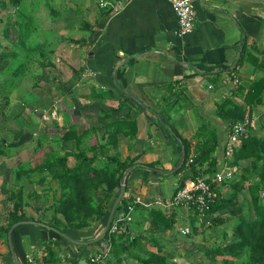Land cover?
Returning <instances> with one entry per match:
<instances>
[{
  "label": "crops",
  "instance_id": "obj_1",
  "mask_svg": "<svg viewBox=\"0 0 264 264\" xmlns=\"http://www.w3.org/2000/svg\"><path fill=\"white\" fill-rule=\"evenodd\" d=\"M20 2L0 0V81L1 72L8 68L7 57L22 62L27 58L32 66L8 91H0V138L12 146L8 153L0 152V227L10 208L8 192L18 188L25 202L23 221L27 222L6 233L0 228V264H21L26 254L38 258L46 246L63 257L56 264H71L76 257L83 260L102 250L104 244L75 245L38 225L50 219L45 209L58 197V185L49 175L42 179L39 171L32 169L34 163H23L44 152L74 153V136L81 140L87 156L97 157L95 164L102 163L98 148L92 151L89 147L103 144L105 126L122 118L134 122L135 133L130 137L117 133L115 149L106 152H114L120 160H134L125 188L141 206H162L178 183L189 176L185 164L180 168L183 152L177 136L188 140L190 155L201 138L195 136L199 127L218 132L219 143L211 156L221 167L228 132L215 115V104L225 98L243 103L248 84L264 77V68L253 63L254 59L264 62V0H190L194 25L182 35L177 33L167 0H53L49 9L46 6L48 10L41 9L44 16L32 28L35 42L31 49L22 47L19 40L18 16L23 12L16 5ZM102 2H119L120 6L112 11L108 4L100 6ZM26 8L38 15L36 9ZM45 31L48 35L42 34ZM15 87L23 88V96ZM250 119L251 133L263 135L264 91ZM67 130L73 136L61 139ZM36 141L41 146L33 150ZM18 161L23 171L32 169L28 178L15 179ZM247 161H240V166ZM73 163L69 156L67 165ZM220 191L228 193L227 185ZM243 192L249 199L247 189H242L238 193L241 199L237 196L239 205L246 196ZM104 193L103 186H97L93 202H99ZM172 211L176 221L174 229L163 233L167 241L175 229H187L195 218L185 206ZM137 218L146 227V221L133 209L129 221ZM103 221L105 216L87 228L63 232L89 241L100 234ZM179 222L183 223L180 227ZM91 247L96 248L84 252Z\"/></svg>",
  "mask_w": 264,
  "mask_h": 264
},
{
  "label": "trees",
  "instance_id": "obj_2",
  "mask_svg": "<svg viewBox=\"0 0 264 264\" xmlns=\"http://www.w3.org/2000/svg\"><path fill=\"white\" fill-rule=\"evenodd\" d=\"M253 63L257 67L264 68V62H257L254 59ZM263 91L264 77H260L248 84L243 103L237 104L230 98L220 99L216 102L215 115L226 124L227 132L233 123L244 118L250 119L254 106L261 101ZM104 130L106 132L105 142L89 147L92 151L98 148L100 156L103 158L102 163L98 161V164H95L94 161L97 157L87 156L85 150L80 146L81 140L75 136L73 138L76 146L74 153L44 152L43 155L35 158L32 169L34 167L38 170L42 179L49 175L56 181L59 190L58 197L45 209L51 215L46 225L60 231L66 228L79 230L89 227L92 221L101 220L104 216L106 219L109 207L117 194L121 176L129 166L134 164L133 159L120 160L114 152L107 155L106 151L108 148L115 149L117 133H122L127 137L133 136L135 124L132 120L120 118L107 124ZM251 130L252 128L247 126L244 133L240 134L239 143L233 147L231 156L227 160V164L235 168L233 177L237 175L236 178L232 177L231 180H225L219 184H210L211 189L215 192V198L205 209L209 223L198 222L196 226L194 221H198V217L193 208H189L194 212L195 218L190 220L185 235H196L209 226L215 227L229 218L235 219L231 225L230 240L226 243L209 248L195 244L197 250L202 251L207 261L212 264H264V132L263 135L256 136L251 133ZM69 131H65L61 139L72 137L73 133ZM195 136L201 138L198 143L193 145L190 155H188L190 150L188 140L177 136L183 152L180 168L184 164L188 167L190 174L186 178L208 177L219 168L211 156L219 143L218 132H208L201 126ZM3 145L4 142L0 138V148ZM40 146L41 142L36 141L33 149L37 150V147ZM44 149L47 148L44 147ZM2 151L5 152V150H0V152ZM69 156L74 159L71 166L67 165ZM189 157H191V161L187 162ZM240 161H247V164L240 166ZM22 166V164H16L18 170L15 171V179H19L21 176L29 177L32 169L23 171ZM206 181L208 182L209 179L207 178ZM181 182L178 184L180 185ZM99 185L103 186L105 193L99 202L94 203L92 194ZM223 185H227L229 190L226 194L220 191ZM245 188L253 211V218L249 220L244 219L237 206L239 205L237 194ZM261 192H263L262 196H260ZM134 197L127 194L125 188L113 219L117 215L124 216L125 214H129L130 217L134 209L146 221V227H142L137 218L135 222L133 219L131 222H124L122 228L119 227L114 232H110V223L103 238L95 242H102L103 248L107 246L109 251L95 264H178L173 261L168 241L163 238V233L175 227L176 219L172 211L173 208L160 205L141 206L134 200ZM7 198L10 208L5 214L4 225L0 227L4 233L13 223L26 219L23 213L25 202L22 190L18 188L8 192ZM128 207L131 209L129 210ZM104 222H102V227ZM124 226H127V229ZM56 236L61 237L58 234ZM224 236L225 234H221L223 240ZM44 251V255L35 258L37 264H56L63 258L58 256L51 246H46ZM217 257H219L218 260ZM78 258L76 257L72 261L79 260ZM21 264H26L24 259Z\"/></svg>",
  "mask_w": 264,
  "mask_h": 264
},
{
  "label": "built area",
  "instance_id": "obj_3",
  "mask_svg": "<svg viewBox=\"0 0 264 264\" xmlns=\"http://www.w3.org/2000/svg\"><path fill=\"white\" fill-rule=\"evenodd\" d=\"M127 1V0H124ZM169 6L175 16L177 23V33L182 35L188 33L192 30L194 25V10L190 3V0H167ZM119 3V2H118ZM110 4L102 2L99 5L105 6L109 5L112 11L119 9V4ZM251 119L244 118L241 121L233 123L229 127V132L227 134L225 143L223 145V155L224 162L222 166L219 167L212 175L206 176H196L195 178H185L182 180L181 184L176 186L175 191L165 204H161L164 207H178L185 206L188 208H193L198 217V222H203L205 224L209 223V217L205 214V209H207L208 204L215 198V192L211 189L210 184H219L225 180H231L235 168L227 164L228 158L231 156L233 147L239 143L240 134L244 133L247 126H251ZM191 161V157L187 159V162ZM209 179L207 182L206 179ZM263 192L260 193V196ZM130 210L131 208L128 207ZM129 214L117 215L112 220L109 227L110 232H114L119 227L122 228L123 223L129 221ZM187 232L186 228L180 229L181 234ZM109 248L105 246L101 251L94 252L90 255L84 257L83 260H75L72 264H95L101 260ZM24 260L26 264H37L36 260L31 255H24ZM82 261V262H81Z\"/></svg>",
  "mask_w": 264,
  "mask_h": 264
},
{
  "label": "rangeland",
  "instance_id": "obj_4",
  "mask_svg": "<svg viewBox=\"0 0 264 264\" xmlns=\"http://www.w3.org/2000/svg\"><path fill=\"white\" fill-rule=\"evenodd\" d=\"M53 0H22L18 5H16L17 8H20L23 12L18 16V27H19V35H20V44H22V47H25L27 49H31L34 45V40L31 39L32 28L36 23V21L41 19L44 15L42 14L41 9H48L51 6V2ZM1 5V3H0ZM26 6H29V8L33 11L34 9L37 10L38 15L30 14L29 12H26L28 8ZM47 9V10H48ZM49 16V14H48ZM44 35H48V32H42ZM29 46V47H27ZM25 61L22 62L17 57H7L8 61V68H5L3 72H1L2 78L0 81V91H8L9 87L12 83H18L19 75L24 71L25 73L31 69V65L28 64ZM21 68V72L19 73H13V71L17 68V70ZM17 75V76H16ZM16 76V78H14ZM12 88V87H11ZM19 94H21L24 90L21 87H15ZM22 95V94H21ZM23 96V95H22ZM20 96V97H22ZM14 99L15 96H11ZM1 98H3V95L0 94V102ZM30 127V124L28 125ZM5 134V133H4ZM8 141L11 140L9 136H7ZM12 136V135H11ZM6 139V140H7ZM32 144H35L34 142ZM12 146L7 145L6 143L0 148V150H5L7 153L10 151ZM34 148V147H33ZM30 152V147L28 148ZM32 149V146H31ZM34 150V149H33ZM36 150V149H35ZM13 151V149H12ZM54 151V149H52ZM3 152V151H2ZM14 152V151H13ZM19 164H22L18 161ZM32 163H35V160H29V162L23 163L24 166L31 165ZM166 191H169V185L165 186ZM243 195H246L245 192H243ZM238 198L241 199V194H237ZM243 199V198H242ZM241 204L237 205L240 210L241 214L244 217V219L249 220L253 218V211L251 208V204L249 199L247 198V195L244 196V200H240ZM224 214V213H223ZM225 215V214H224ZM223 215V216H224ZM235 221V219H230L229 221H225L221 224H217L215 227L209 226L205 228L203 231L197 233L196 235H189V234H181L179 229H175L174 233L171 235L172 239H169V251L171 254V257L174 262L178 264H212L207 261L205 256L203 255L202 251L197 250V244H200L206 248L212 247L214 245H220L221 243H226L229 241V237L231 236V225ZM232 222V223H231ZM183 225V223L179 222V227ZM188 228V226H187ZM221 234H225V239L223 240V237H221ZM172 241V245L170 246V242ZM196 244V245H195ZM96 248V247H94ZM94 248H89L85 250L86 253L89 250H92ZM101 251V249L97 250ZM94 253V252H93ZM84 258V257H83ZM219 257H217V260ZM239 261V260H237Z\"/></svg>",
  "mask_w": 264,
  "mask_h": 264
},
{
  "label": "water",
  "instance_id": "obj_5",
  "mask_svg": "<svg viewBox=\"0 0 264 264\" xmlns=\"http://www.w3.org/2000/svg\"><path fill=\"white\" fill-rule=\"evenodd\" d=\"M182 159L183 157L181 158V162H182ZM133 168V165L129 166L126 171L123 173V175L121 176L120 178V181H119V188H118V191H117V194L116 196L114 197L110 207H109V210H108V213H107V216H106V219H105V222H104V225L102 227V230L100 232V234L95 237L94 239H91L89 241H80V240H76L74 238H71L69 237L67 234H65L63 231H60L56 228H53L51 226H48L46 224H43V223H37L38 225H41L53 232H55L56 234H58L59 236H61L62 238H64L65 240H67L68 242L72 243V244H75V245H86V244H89V243H94V242H97L99 241L100 239L103 238V236L105 235L110 223L112 222L113 220V217H114V213H115V210H116V207H117V204L119 203L120 199L122 198L123 194H124V191H125V178L128 174V172ZM23 222H27V221H18V222H15L13 223L10 228H13L15 225L19 224V223H23ZM36 223V222H34ZM125 229H127V226H124ZM7 242H8V246L10 247V242H9V236L7 237ZM17 264V263H15Z\"/></svg>",
  "mask_w": 264,
  "mask_h": 264
}]
</instances>
